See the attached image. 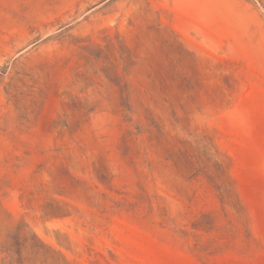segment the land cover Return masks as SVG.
<instances>
[{
	"label": "rangeland",
	"instance_id": "rangeland-1",
	"mask_svg": "<svg viewBox=\"0 0 264 264\" xmlns=\"http://www.w3.org/2000/svg\"><path fill=\"white\" fill-rule=\"evenodd\" d=\"M0 264H264V0H0Z\"/></svg>",
	"mask_w": 264,
	"mask_h": 264
}]
</instances>
